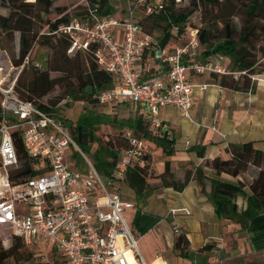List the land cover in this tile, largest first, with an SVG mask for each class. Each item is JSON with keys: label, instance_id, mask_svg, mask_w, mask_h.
Returning a JSON list of instances; mask_svg holds the SVG:
<instances>
[{"label": "built area", "instance_id": "2783aa9c", "mask_svg": "<svg viewBox=\"0 0 264 264\" xmlns=\"http://www.w3.org/2000/svg\"><path fill=\"white\" fill-rule=\"evenodd\" d=\"M153 2L152 7H160V0ZM134 9L129 7L125 17L117 18L100 15L94 5L84 17L69 15L58 32L69 40L68 54L89 52L112 75V88L94 94L98 104L132 103L143 111L148 129L167 134L169 125L157 117L158 111L171 106L189 117L196 92L210 85L191 81L192 73L237 78L244 72L229 70L223 56L216 61L203 58L195 28L186 41L167 52L152 34L142 31ZM147 49L151 50L153 74L141 80L134 65ZM31 51L18 72L29 62ZM31 63L41 68L39 62ZM14 82L0 86V235L6 239L18 236L26 246L48 248L49 256L42 250L43 264H147L123 216L133 207L123 197V188L128 169L135 162L143 165V136L124 130L128 147L104 176L81 150L64 120L21 98ZM17 133L26 156L38 160L34 168L40 172L35 175L16 174L20 166L14 140ZM69 147L82 159L80 167L71 151L67 153Z\"/></svg>", "mask_w": 264, "mask_h": 264}, {"label": "trees", "instance_id": "16d2710c", "mask_svg": "<svg viewBox=\"0 0 264 264\" xmlns=\"http://www.w3.org/2000/svg\"><path fill=\"white\" fill-rule=\"evenodd\" d=\"M54 1L0 0V6L8 10L7 14L0 13V49L8 53L9 60L15 67L24 63L26 56L37 44L52 50V64L48 62L47 68H37L31 60L23 65L15 78L14 89L21 98L33 102L41 110L57 114L56 101L41 102L54 87L58 86L62 90L63 97L98 104L94 94L112 88L114 80L109 72L97 64L91 53H67L69 40L58 32V27L68 21L69 15L64 13V8L55 7L57 17H46ZM159 4L160 7L154 8L153 0H144L137 6L133 1L130 3V7L140 10L134 12V17L143 32L157 31L159 46L171 52L186 30L189 27L195 28L203 57L223 56L227 59L226 66L229 70L244 72L237 78L212 73L210 75L213 80L222 87L236 91L255 90L256 80L253 77L264 74V0H189L183 7L178 6L175 0H160ZM94 5H98L100 15L109 14L108 0H88L84 10L76 14L84 17ZM148 7L152 8L149 12ZM196 11L200 14L199 27L187 23L188 18ZM15 33L19 34L17 50L14 46ZM2 38L7 39L11 46L5 45ZM50 71H58L60 75L51 77ZM25 73H28L26 79L23 78ZM64 122L81 150L91 157L96 169L104 176L111 173L121 152L128 147L125 129H130L137 136L153 137L163 146L166 154L172 152V149H164L165 145L171 146L173 140L168 139L166 134L152 136L147 128V120L141 115L118 120L86 109L74 122L65 119ZM102 124H116L124 129L121 133L124 144L116 145L111 139L104 140L97 135ZM14 140L20 162L16 174L29 176L39 173L34 168L38 160L26 156L18 133L14 135ZM228 151V157L216 156L207 162L206 165L213 169V174H207L203 167L196 166L194 170H185L183 179H176L170 170L169 160H165L164 169L158 177L160 186L177 191H182L188 181L194 179L199 193L211 202L218 219L230 220L239 228L245 229L264 211V149H257L253 141H247L230 145ZM198 153L202 155L203 150ZM140 158L143 165L135 162L126 175V184L135 194H142L148 188L146 178L150 154L145 150ZM77 163L79 167L82 165V162ZM251 166L257 167L258 171L248 183L222 177L223 174L237 177ZM245 186L249 188L248 193ZM239 196L245 199V206L242 208L236 202ZM180 238L176 246L179 245ZM25 246L18 236L12 237L8 248H4L0 242V264H8L10 259L15 264H43L42 261L34 260Z\"/></svg>", "mask_w": 264, "mask_h": 264}, {"label": "crops", "instance_id": "0c3cea01", "mask_svg": "<svg viewBox=\"0 0 264 264\" xmlns=\"http://www.w3.org/2000/svg\"><path fill=\"white\" fill-rule=\"evenodd\" d=\"M132 1L144 0H108L109 14L117 18L125 17ZM191 30L190 27L186 30L176 46L187 40ZM208 57L214 55L203 58ZM7 61L8 65L11 64L9 59ZM153 64L151 50L147 49L134 65L141 80L152 77ZM253 79L256 80L253 91L242 92L222 86L219 90L216 86L219 84L211 75L192 73L191 81L210 85L205 91L196 92L190 116H184L171 106L157 113V117L169 125L166 137L173 143L165 145L164 150L172 149V152L166 154L163 146L153 137H143L151 159L147 167L148 188L142 194H135L125 184L123 197L131 201L133 207L127 208L123 216L126 214L127 224L134 234L138 231L144 233L150 227L159 230L161 246L169 248L168 252L172 254L161 260H157L156 255L150 258L149 263L142 257L147 264H264V211L245 229H241L230 220L216 217L213 205L199 193L194 179H190L182 191H177L160 186L158 177L164 169L165 160L170 162L173 177L183 179L185 170H194L196 166L203 167L207 174H213L207 162L216 156L228 157V148L232 144L253 141L257 149H264V74ZM125 103L136 108L132 103ZM148 130L152 136L164 135L156 129ZM199 150H203L202 155H199ZM257 171V167L251 166L237 177L225 174L222 177L248 183ZM245 191L249 192L248 186H245ZM236 202L240 208L245 206L244 197H237ZM150 215L153 220L150 218L149 221ZM124 219L126 221L125 216ZM161 236L166 237L167 242ZM179 237L180 242L176 246Z\"/></svg>", "mask_w": 264, "mask_h": 264}, {"label": "rangeland", "instance_id": "374dc122", "mask_svg": "<svg viewBox=\"0 0 264 264\" xmlns=\"http://www.w3.org/2000/svg\"><path fill=\"white\" fill-rule=\"evenodd\" d=\"M87 1L88 0H55L53 2V7L50 13H48L46 17L48 19H54L57 17L58 14L55 11V7L64 8L63 10L67 12L68 15H77L76 13H80L84 10L85 6L87 5ZM124 1L125 0H122V2ZM175 2L178 4V6L183 7L189 3V0H182V1L175 0ZM7 12H8L7 9L0 6V13L7 14ZM187 23H189L191 26L199 27L201 25L199 11L194 12L188 18ZM150 34H152L155 39H157L159 35L157 31H153ZM18 38H19V34L15 33L14 34L15 50L18 49ZM2 40L5 45L11 46V44L9 45L7 39L2 38ZM217 57H219V55H214V57H212L211 60L216 61L218 60ZM29 58L31 61L39 62L41 64V68L43 69L47 68L48 62H50V65L52 64V50H50L46 46H40L37 44L33 47ZM7 59H9L8 53L5 50L0 49V80H1L0 85L4 87H7L8 84L12 80H14L18 74V67L13 66L12 64L8 65ZM59 75L60 72L58 71H50L51 77H57ZM27 77H28V73H25L23 78L26 79ZM49 101H56L55 104L58 103L56 105L57 115H59L63 120L65 119L66 121H71V122H74L77 119L78 115L83 111H85L86 109L91 110L95 113L104 114L110 117H116L118 120L126 119L129 117H136L139 115L144 117V113L140 108L138 107L135 108L134 106L127 103L109 107L96 103L88 104L82 101L71 100V98L69 97H63L62 90L58 86L54 87L52 91H50L41 99V102L44 103H47ZM160 115H161V111H160ZM123 130L124 129H120L116 124H102L100 125L96 133L104 140L111 139L112 141H114L116 145L118 144L123 145L124 142L121 139V133ZM70 151L72 153L70 155L72 156V159L81 162L82 159L76 153V151L72 150V148L69 147V149H67V153H70ZM124 216L126 218L127 223L129 224L126 214H124ZM150 218L151 220H153L152 219L153 216L150 215V217L148 218L149 221ZM145 231L146 232L144 233L138 231V233L134 235L136 238L137 248L146 262L149 263L151 259L156 255H158L157 260L165 259L167 256L169 257L172 256V254L168 252L169 248H165L164 246H161V242L159 241V235H160L159 230L150 227ZM163 236H161V238ZM163 238H165L164 240L166 241V237ZM11 240L12 238L8 237V239H6L4 236L0 235V242L4 248H8L10 246ZM25 249L28 252L32 253L33 259L36 261H42L44 259L45 254L43 253V251L47 252L46 255L48 256L50 255V253H48V248H46L45 246H25ZM8 264H15V263L12 259H10Z\"/></svg>", "mask_w": 264, "mask_h": 264}]
</instances>
